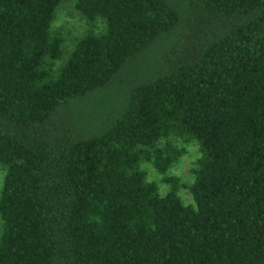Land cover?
<instances>
[{
  "label": "trees",
  "instance_id": "trees-1",
  "mask_svg": "<svg viewBox=\"0 0 264 264\" xmlns=\"http://www.w3.org/2000/svg\"><path fill=\"white\" fill-rule=\"evenodd\" d=\"M61 1L0 0V264H264V0H71L52 68Z\"/></svg>",
  "mask_w": 264,
  "mask_h": 264
},
{
  "label": "rangeland",
  "instance_id": "rangeland-1",
  "mask_svg": "<svg viewBox=\"0 0 264 264\" xmlns=\"http://www.w3.org/2000/svg\"><path fill=\"white\" fill-rule=\"evenodd\" d=\"M97 25L94 27L95 30ZM50 28L58 31L62 37L61 56L50 61L51 67L55 68L66 56L75 38L85 31L87 24L83 17L75 10L71 0H62L55 9L50 22ZM170 138L180 151L163 174L156 171L149 161L141 160L139 166L144 169L145 178L155 182L160 193L167 191L171 183L164 180L163 175L172 176L175 179L174 183L177 195L183 203H190L192 200L188 191V184L192 180V168L195 166L199 155L197 143L192 139H182L175 135H171ZM3 171V166L0 164V184Z\"/></svg>",
  "mask_w": 264,
  "mask_h": 264
}]
</instances>
